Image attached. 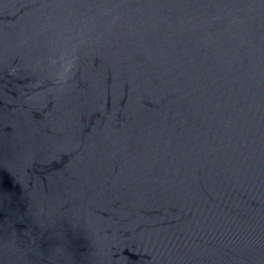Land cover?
<instances>
[{"label": "water", "instance_id": "obj_1", "mask_svg": "<svg viewBox=\"0 0 264 264\" xmlns=\"http://www.w3.org/2000/svg\"><path fill=\"white\" fill-rule=\"evenodd\" d=\"M0 264H264V0H0Z\"/></svg>", "mask_w": 264, "mask_h": 264}]
</instances>
